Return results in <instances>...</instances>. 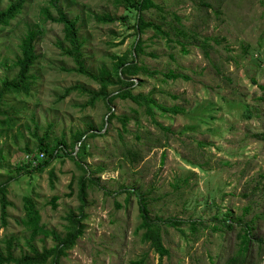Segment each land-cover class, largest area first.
Returning <instances> with one entry per match:
<instances>
[{"label": "rangeland", "instance_id": "obj_1", "mask_svg": "<svg viewBox=\"0 0 264 264\" xmlns=\"http://www.w3.org/2000/svg\"><path fill=\"white\" fill-rule=\"evenodd\" d=\"M12 1L0 0V11ZM153 1L162 11L152 9L145 18L161 25L170 41L152 30L137 36L122 22H98L96 15L126 13L110 1L57 2L69 17L78 18L89 69L110 66L113 56L131 53L141 38L144 53L138 62L154 75H140L143 82L133 93L154 91L157 103L184 110L167 114L154 108L151 116L145 106L118 99L112 106L118 117L131 118L127 132L118 118L100 131L107 113L104 102L83 108L89 96L79 91L64 98L71 86H99L74 72L73 61L62 54L58 41L63 27L42 12L48 8L56 17L52 0H27L22 13L0 29V86L4 78L16 75L14 62L26 32L44 30L36 43L40 58L32 70L36 79L30 96L5 97V106L18 109L20 119L0 137V184L9 179L11 203L7 225L0 220V247L14 239L16 256L30 252V232L21 223L27 196L36 201L45 229L64 235L69 213H80L78 179L89 171L98 180L87 191L85 232L60 264H130L142 258L144 264H225L235 255L240 227L221 233L215 217L222 219L227 210L240 216L245 207L250 208L245 220H256L254 233L264 240V0ZM176 27L189 38L182 39ZM172 73L181 77H167ZM245 107L252 112L250 119L243 115ZM88 123L101 134L87 140L82 166L62 156L43 173H32L33 165L25 167L30 162L25 149L37 150L49 124L54 125L53 143L62 135L69 142L71 133ZM51 169L57 177L53 182ZM131 187L147 198L152 216L182 221L178 228L162 226L169 255L161 262L143 241V231L136 233L138 198L127 202V193L121 192ZM55 196L56 210L51 204ZM34 245L42 250L54 242L39 235ZM262 256L260 264L264 251Z\"/></svg>", "mask_w": 264, "mask_h": 264}, {"label": "trees", "instance_id": "obj_2", "mask_svg": "<svg viewBox=\"0 0 264 264\" xmlns=\"http://www.w3.org/2000/svg\"><path fill=\"white\" fill-rule=\"evenodd\" d=\"M106 1L112 2L117 7H123L126 13L121 16L116 14L96 15L95 19L98 22L104 24L122 22L128 28L133 29L137 36L143 35L147 31L152 30L156 35L168 38L170 41L169 33L163 31L161 25L155 24L153 21L145 18V13L152 9L162 11V7L156 4L153 0ZM26 2L27 0H14L4 10L0 11V29L9 26L11 22L22 13ZM57 2L58 0H52V4L57 11L56 17L51 15L48 8H44L42 12L46 19L61 24L63 27V38L58 41V46L60 47L62 54L73 61L75 65L73 69L74 72L91 79L99 86L97 90H91L81 85H74L65 89L63 96L66 98L75 91L87 94L89 98L84 106L82 105L83 108L89 106L94 107L98 101L104 102V105L107 106V113L104 116L100 131L104 130L106 125L105 117H108L107 120L109 124H111L114 119L118 118L122 123L123 131L127 132V124L131 118L126 115L118 117L112 106L118 99L123 101L130 100L138 106H145L146 112L151 116H154L155 114L154 108H158L161 113L167 114L184 112L182 108L167 107L157 103V100L153 96L154 91L149 95H144L142 93L135 95L133 93L135 88L143 82V80L139 79L140 75H154V72H150L138 62L140 55L144 53L141 38L134 43L131 53L121 56H113V61L110 66L101 65L95 71L89 69L84 59V41L80 36L78 18L69 17L67 12L57 5ZM176 32L182 39L189 38L188 34L183 29L176 27ZM43 34L44 30L42 27H34L26 32L21 40L20 55L16 57L14 62V68L17 69L16 75L12 78L6 77L1 82L0 137L2 134L7 135L8 132L16 126L17 121L20 119L18 116V109L12 106V109H10L5 106V97L11 95L16 97L24 95L27 97L31 94L33 80L36 79L32 70L40 58L36 50V43ZM179 43L182 44V42ZM183 52H188L185 50V47L183 48ZM167 77L179 78L181 75L172 73ZM260 88L264 90V86H260ZM134 112L136 113V111ZM243 115L245 118L250 119L252 117V112L245 107ZM155 124L162 129L168 130L157 122H155ZM34 126H37V124L34 123ZM53 126L54 125L49 124L43 137L39 138L37 150L33 151L29 148L25 149L27 152L25 158L28 155H34L37 160L36 164L31 161H26L28 163L25 165L26 168L33 165L34 171L32 173H43L46 168L52 165L54 160L62 156L71 157L78 165L82 166L83 160L88 154L86 150L87 140L89 138L98 137L101 134L92 123H88L84 130H76L72 132L69 142L65 135H62L61 139H54L53 143H51L50 132ZM137 138L139 137L137 136ZM76 149H78L76 155H73ZM127 154L131 155V151H128ZM41 155L45 156V158L40 162L42 158ZM88 173L86 175H81L78 179V197L82 205L79 214L74 212L69 213L67 217L69 224L66 227V233L64 235L55 230L45 229L42 224V216L34 198L31 196L24 198V217L22 218L21 223L26 230L30 232V239L26 242L30 252L16 256L14 253L16 247L14 239H9L5 242L4 247H0V264H60L61 259L68 256L69 251L75 248L78 240L84 235L85 226L83 221L85 219V214L83 210L87 198V191L93 184H97L98 180L91 176L90 171ZM50 178L52 182L57 178L52 169L50 170ZM8 183L9 179L0 184V220L3 227L7 225V219L9 216L8 209L11 206V203L8 200ZM72 185L73 182L70 183L69 187L72 188ZM121 192L127 193V202L130 200L131 196H136L138 198L140 224L136 229V233L143 231V241L149 243L150 248L158 254L161 262L164 257L169 255V250L163 243L162 226L169 225L178 228L182 221L163 219L160 216H152L147 198L142 195L137 187L124 188ZM57 200L58 197L55 196L51 201L54 210L58 207ZM118 207H120V205H118ZM249 212L250 208L245 207L240 216H236L232 210H227L226 212H221L223 215L222 219L215 217V219L222 225L220 230L221 233L232 231L236 226L240 227V230L237 233L238 242L235 255L229 258L225 264H260L262 260L264 240L257 238L254 233L256 220H245ZM191 226L195 229V222H191ZM39 235L51 238L54 242V246L50 248L44 247L42 250H39L34 245V240ZM254 248H257V252H255ZM144 260L145 259L142 258L140 260L131 261L130 264H144Z\"/></svg>", "mask_w": 264, "mask_h": 264}, {"label": "built area", "instance_id": "obj_3", "mask_svg": "<svg viewBox=\"0 0 264 264\" xmlns=\"http://www.w3.org/2000/svg\"><path fill=\"white\" fill-rule=\"evenodd\" d=\"M42 157V155H41ZM26 159H28L29 161L33 162L34 164H36L37 160L35 159V156L34 155H28L26 157Z\"/></svg>", "mask_w": 264, "mask_h": 264}, {"label": "water", "instance_id": "obj_4", "mask_svg": "<svg viewBox=\"0 0 264 264\" xmlns=\"http://www.w3.org/2000/svg\"><path fill=\"white\" fill-rule=\"evenodd\" d=\"M107 118H108V117H106V119H105V121H106L105 129H106V127H107V124H108V120H107ZM77 150H78V149H76V151H75V153H74V154H76Z\"/></svg>", "mask_w": 264, "mask_h": 264}]
</instances>
